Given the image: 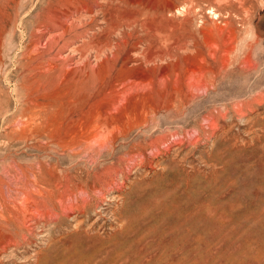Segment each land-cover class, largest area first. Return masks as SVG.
Masks as SVG:
<instances>
[{"label":"rangeland","instance_id":"obj_1","mask_svg":"<svg viewBox=\"0 0 264 264\" xmlns=\"http://www.w3.org/2000/svg\"><path fill=\"white\" fill-rule=\"evenodd\" d=\"M99 246L264 264V0H0V264Z\"/></svg>","mask_w":264,"mask_h":264},{"label":"bare ground","instance_id":"obj_2","mask_svg":"<svg viewBox=\"0 0 264 264\" xmlns=\"http://www.w3.org/2000/svg\"><path fill=\"white\" fill-rule=\"evenodd\" d=\"M238 1V0H237ZM241 1V0H240ZM240 3V2H239ZM39 37V36H38ZM52 42V41H51ZM44 47V46H43ZM44 49V48H43ZM41 52V51H40ZM39 54V53H38ZM43 56V55H42ZM35 57V56H34ZM33 57V58H34ZM36 57H38L37 55H36ZM41 57V56H40ZM38 59V61H39V59L40 58H37ZM38 61H36V62H38ZM41 61V60H40ZM40 64L42 63V62H39ZM37 65V64H36ZM35 65V66H36ZM39 67V66H38ZM36 68V67H35ZM34 70V69H33ZM34 76V75H33ZM38 76V75H37ZM38 79V78H37ZM39 80V79H38ZM160 214V213H159ZM158 214V215H159ZM130 215H131V213H130ZM187 217V216H186ZM183 218V217H182ZM166 219V218H165ZM160 220V219H159ZM156 222V221H155ZM156 223H158V221L156 222ZM162 223V222H161ZM160 223V224H161ZM150 226V225H149ZM178 227H179V225H177ZM171 227V226H170ZM121 228V227H120ZM119 228V229H120ZM143 229H146V230H144L143 232H137V233H135V234H132V233H128V231L126 230V228H123V232L126 234L125 236H126V241L128 242V241H130V240H133V242L135 243V244H138V245H142V247H143V250H148L149 248H151L152 246H153V244H154V240H153V235H154V233H155V228L154 227H146V228H143ZM172 230V229H171ZM104 249V247L102 246V247H95L94 249H93V251L91 252V254L87 257V258H85L84 259V261H83V263L82 264H89L90 263V261H91V259L93 258V256L95 255V253H96V251L98 252V251H100V250H103ZM118 254H119V256H121L120 254V252H118Z\"/></svg>","mask_w":264,"mask_h":264}]
</instances>
